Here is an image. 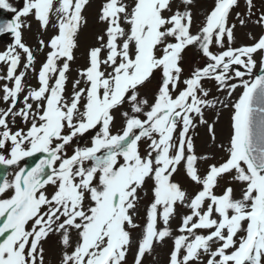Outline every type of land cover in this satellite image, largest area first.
I'll list each match as a JSON object with an SVG mask.
<instances>
[{
    "label": "snow or ice",
    "instance_id": "obj_1",
    "mask_svg": "<svg viewBox=\"0 0 264 264\" xmlns=\"http://www.w3.org/2000/svg\"><path fill=\"white\" fill-rule=\"evenodd\" d=\"M90 5L0 0V264H264V0Z\"/></svg>",
    "mask_w": 264,
    "mask_h": 264
},
{
    "label": "rangeland",
    "instance_id": "obj_2",
    "mask_svg": "<svg viewBox=\"0 0 264 264\" xmlns=\"http://www.w3.org/2000/svg\"><path fill=\"white\" fill-rule=\"evenodd\" d=\"M90 11H92L91 8H90ZM88 14H89V12L86 14V16H87V18H88V24H87V27L90 28L91 25L95 22V20H94L93 17H90ZM95 17H96V15H95ZM87 27H86V28H87ZM100 29H101V27H99V28L97 29L96 32H98ZM84 35H85V33H82V35H81V48H80V51L83 50V48L85 47V44L83 43V36H84ZM37 38H38V36H36L35 38L32 39V44L36 41ZM217 129H218V127H217ZM218 138L221 139V140L225 139V134H224V135H221V136H218ZM173 226L175 227V224H174ZM164 259H165V257H164ZM164 259L160 260V264H163ZM151 260H152V259H151ZM151 260H150V261H151Z\"/></svg>",
    "mask_w": 264,
    "mask_h": 264
}]
</instances>
